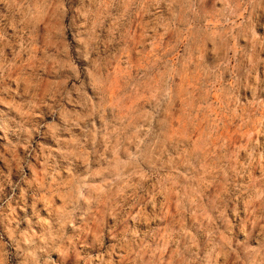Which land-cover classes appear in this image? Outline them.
Instances as JSON below:
<instances>
[{
  "label": "rangeland",
  "instance_id": "1",
  "mask_svg": "<svg viewBox=\"0 0 264 264\" xmlns=\"http://www.w3.org/2000/svg\"><path fill=\"white\" fill-rule=\"evenodd\" d=\"M0 264H264V0H0Z\"/></svg>",
  "mask_w": 264,
  "mask_h": 264
}]
</instances>
